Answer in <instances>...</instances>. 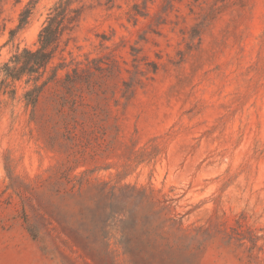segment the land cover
<instances>
[{"label": "rangeland", "instance_id": "374dc122", "mask_svg": "<svg viewBox=\"0 0 264 264\" xmlns=\"http://www.w3.org/2000/svg\"><path fill=\"white\" fill-rule=\"evenodd\" d=\"M66 1L37 105L0 72V264H264V0H0V68Z\"/></svg>", "mask_w": 264, "mask_h": 264}, {"label": "trees", "instance_id": "16d2710c", "mask_svg": "<svg viewBox=\"0 0 264 264\" xmlns=\"http://www.w3.org/2000/svg\"><path fill=\"white\" fill-rule=\"evenodd\" d=\"M67 5H69L68 1L61 3L49 17L46 26L39 35L40 46L37 50L24 49L20 53L14 55L10 63H6L4 67L0 68V72L3 73L4 76L1 82V87L4 89L13 88L12 84L21 81L24 77H28L26 82L27 84L34 82V88L26 91L25 93V98L28 104L36 106L42 93L44 92L45 87L54 81L58 76L57 72L59 70V66L52 70L51 76H49L43 84L38 85L39 81L44 77L49 66L56 58L57 52L61 48L65 33L71 31L74 23L76 22L78 11H67ZM29 14H31L29 11L23 13L21 26L27 24ZM72 14H76V16H73ZM70 77L71 74L66 75V79H69ZM16 92L17 90L14 87L10 93L12 95H16ZM76 178L77 177H75V179ZM72 181L73 180L70 182ZM75 188L76 183L73 184L68 193V195H71L73 198L76 196ZM120 215V213H114V217H118ZM121 216L124 215L122 214ZM119 223L126 224L127 222L122 218ZM163 223L165 225L163 226V231L166 232L165 228L168 226L167 231L174 236L175 241H184L189 238L186 234L187 232L177 226L174 219L166 218L164 222H162V225ZM132 230H134L133 227L128 229L120 227L122 240L123 238L130 240V238L134 236L131 233ZM104 239L110 240L108 235H105ZM119 245L123 246L125 253H131L132 248L128 245V242L124 243L119 241ZM84 246L90 253L98 254L100 249H102L104 251L102 253L107 255L110 244L105 243L102 246H97V242L93 240V242H88V244H85ZM171 248H173V246H171Z\"/></svg>", "mask_w": 264, "mask_h": 264}]
</instances>
